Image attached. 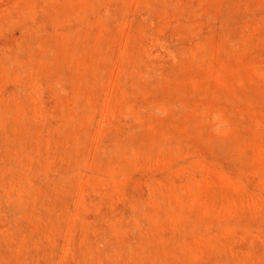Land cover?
Wrapping results in <instances>:
<instances>
[{"label": "rangeland", "instance_id": "1", "mask_svg": "<svg viewBox=\"0 0 264 264\" xmlns=\"http://www.w3.org/2000/svg\"><path fill=\"white\" fill-rule=\"evenodd\" d=\"M0 264H264V0H0Z\"/></svg>", "mask_w": 264, "mask_h": 264}]
</instances>
